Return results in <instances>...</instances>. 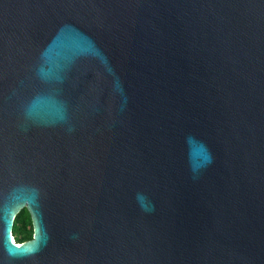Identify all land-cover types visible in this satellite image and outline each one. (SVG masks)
Returning <instances> with one entry per match:
<instances>
[{
    "label": "water",
    "instance_id": "1",
    "mask_svg": "<svg viewBox=\"0 0 264 264\" xmlns=\"http://www.w3.org/2000/svg\"><path fill=\"white\" fill-rule=\"evenodd\" d=\"M0 264H264V0H0Z\"/></svg>",
    "mask_w": 264,
    "mask_h": 264
},
{
    "label": "trees",
    "instance_id": "2",
    "mask_svg": "<svg viewBox=\"0 0 264 264\" xmlns=\"http://www.w3.org/2000/svg\"><path fill=\"white\" fill-rule=\"evenodd\" d=\"M13 238L18 244L31 241L34 238L33 221L27 208L23 209L15 219Z\"/></svg>",
    "mask_w": 264,
    "mask_h": 264
}]
</instances>
